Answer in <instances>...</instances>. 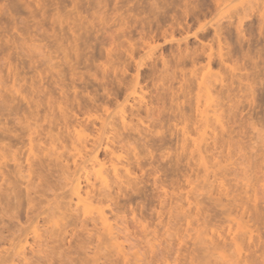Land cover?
Here are the masks:
<instances>
[{
	"label": "rangeland",
	"instance_id": "obj_1",
	"mask_svg": "<svg viewBox=\"0 0 264 264\" xmlns=\"http://www.w3.org/2000/svg\"><path fill=\"white\" fill-rule=\"evenodd\" d=\"M204 78L213 82L214 99L223 108L222 123L214 122L203 141L197 105ZM198 137L211 148L204 147L215 166L210 174L197 165ZM78 148L87 152L86 164ZM55 153L74 175L83 165L92 174L120 165L124 184L114 185L113 200L95 202L84 216L88 229L101 212L114 228L127 229L119 242L124 250L134 245L130 253L137 251L142 264H200L206 254L198 232L224 246L242 220L253 237L243 245L242 261L264 264V0H0V194L11 191L24 228L19 240L28 239V250L38 234L65 223L69 202H78L66 186L68 170L50 160ZM251 158L260 182L253 170L248 174L255 181L244 175ZM81 170L78 175L85 176ZM219 175L225 188L215 182ZM28 199L39 213L36 225L25 217ZM241 203L248 207L245 214ZM81 232L75 228L80 237H69L73 242L64 249L73 259H87L82 264H104L108 251L95 248L96 242L87 243V256H78L86 255L79 248ZM228 253L238 258L234 250Z\"/></svg>",
	"mask_w": 264,
	"mask_h": 264
},
{
	"label": "bare ground",
	"instance_id": "obj_2",
	"mask_svg": "<svg viewBox=\"0 0 264 264\" xmlns=\"http://www.w3.org/2000/svg\"><path fill=\"white\" fill-rule=\"evenodd\" d=\"M200 87H201V93H203V95L200 94L199 98H198V100H199L198 102L199 103L197 105V112H198V117H200V123H198L197 125L200 124V128L198 130L200 131V129H201V131H202L201 135L203 136L202 137V140H203V138L206 136L207 132L208 131L210 132V130H213V129H211V127H213V123L214 122L218 121V122H220V124L222 123L221 119H220L222 117L221 114H220V111L223 108V101L219 100L216 103V100L214 99L215 95L213 96V82L211 80H207V79L204 78V80L200 84ZM132 92H133V90H132ZM136 92L137 91L135 90V93ZM204 97H205L204 102L206 103V105H205V109H201L200 103H201V99L204 98ZM68 115L70 116L71 114H67V116L66 115L64 116L65 120H67V121H69L68 120V118H69ZM122 116H123L122 120L125 123L126 122V116L124 114ZM224 128L225 127H223V132H225V130H226ZM68 129L69 128L67 127V131H68ZM29 130H30V143L33 145V143L35 142V140H34L35 138L33 137L35 133L32 132V129H29ZM184 130L185 131H184L183 136H188V131H186L187 129H184ZM199 131H198V133H199ZM214 136H215V133L212 134V137H214ZM186 138L187 137H185L184 139H186ZM217 138H218V136H217ZM217 138H213V139L215 140ZM198 139H199V137H198ZM191 140H193V139H191ZM200 140L201 139H199L198 143H196V147H197L196 148L197 149L196 152H198L197 155L199 157H197V158H198V160L200 159L199 160L200 161L199 164L200 163L201 164L200 165L197 164L198 160L196 159V152H194L195 149L193 150V153H195L194 154L195 157H193V158L197 160L196 164L199 166V168H201V169L204 168V170H206L208 172L210 170L209 168L211 166H213L212 168H213V170H215L214 169L215 166L213 165L214 163L212 165L209 164L210 162L208 161L207 156H205V154L208 153V152H205L204 147L207 145V150H208V148H209L208 141H207V144H204V142H203L204 140L202 142H200ZM206 140H207V137H206ZM186 141L188 142V140H185V142ZM193 141L197 142V139H195ZM217 141H215V142H217ZM192 144H195V143L192 142ZM221 144H223V143H221ZM231 145H232V143H231ZM228 147H230V145ZM105 148L107 149V151L110 152V155L114 156L116 158V160H118V162H120V160L122 159V156L117 155L116 151H110V149L108 148V145ZM113 149H116V148H114V146H113ZM210 149L211 148H209V151H210ZM222 149H223V147H222ZM1 150H3V149H1ZM76 150L77 151L79 150L78 152L80 153L79 155L83 159V164H86L87 163V155H86L87 152H84V151H82L83 149H79V148L76 149ZM232 151H234L233 148H232ZM83 152H84V154H83ZM211 152L213 153V151H211ZM217 153H219V151ZM1 155H2L3 159H6V155H5L4 152H2ZM53 155L55 157L53 159L50 157L51 158L50 160L53 163L57 164L58 166H60V164H61V166L63 165L64 168L68 170L67 172H65L66 186L70 187V189H69V193L70 194L69 195H71L72 197L77 198L78 202H76L74 204L72 202H69L66 205L64 213H62V219H64L65 223L63 225L59 226L58 229H56V228L53 229L54 228L53 227V228H51L50 231L49 230L48 231L44 230L43 234L42 233L38 234V236L36 237V240L34 241V244L31 245L30 250H28L29 249V248H27L28 239L19 240V238L22 236V232H23L24 228L21 226V221H22L21 214L20 215L18 214L17 216L15 215V211L14 210H16V208H14V206L17 205V204H13V207L11 206L12 203H16L13 198H12L13 200H11L10 193H8V192H11V191L10 190H8V191L6 190V192H3V194H0V206H1V208H2V206L4 207L3 210H2L3 212L0 213V247H4L5 246L4 249L0 250V264H72L73 263L72 261H74V260H75V262H74L75 264H77V262L81 263V261L83 259L80 258V260H79V258H77V260H78L77 261L75 258L74 259L71 258L72 257L71 253L67 251L69 246L65 247L67 242H69V241L73 242L74 240H77L76 236H79V234L78 235H77V233L75 234V228H78V227L82 228L83 232H81L80 234L83 233L84 235L82 234L83 235L82 237L83 238L85 237V238L80 243L81 247H79L80 246V244H79V246H77V248L74 249V250H76L78 252H81L80 251L81 249H79V248H82V250H84V253H86V255L83 254V253H80V254H78V256H81V255L82 256H87V248H88L87 247V243L89 242L88 246L89 245L93 246V243L96 242L95 243V248H97V249H103L104 248V249H106L108 251V257L106 258V261H105L104 264H142L141 263L142 260H140L139 253L137 251L133 252V253H130V251H132V249H134V247H133L134 245L132 246L133 248L129 247L130 249L128 248V250H124V248H126L124 246L125 242L123 244L124 248H122L123 246L119 242L121 237H122L121 234L124 233L125 231H127V229H124V228L122 229V227H121V229L114 228L109 222L110 221L109 220V216L106 215V213H104V212H101L98 220H93V221H95V224L93 223L94 226L91 229H88L89 225L87 226V217L84 216L86 214V212H87V208H89L95 202L99 201L100 203L101 202L104 203V202H109V201H107V199L113 200V195H114V197L116 195L115 193L113 194V192L111 191V190L114 191V185H117L119 188H121V185L124 184V181H122L123 177L121 175L120 165L118 166V164H114L113 163V165L110 168H108V169L106 168L105 169V167H103L99 171H95L94 174H92L90 172L87 173V168L83 169L85 167L83 165V168H81V169L85 171L83 173V174H85V176L84 175L83 176L82 175H78L81 169L78 172L76 170V173H78V174L74 175V173L71 174L69 172L70 167H69L68 164H66L64 161L60 162V159H61L60 155H57V153H55ZM96 155L97 154H95V163H98V156H96ZM49 156H51V155H49ZM215 157H217V156H215ZM210 160H212V158ZM251 160H252V158L249 160L250 162L246 160L247 163L249 162V167H248V170H245L246 168L243 170V171H245L244 175H245V173L247 175L248 173H250L251 170H253L251 172H255L256 174H254V175L256 176V175L260 174V172L257 169V167L255 166L256 164L254 162L251 163ZM63 163H65V164H63ZM16 167H17L16 168V171H17L16 174L21 175L22 171H23V166L21 164H17ZM79 168L80 167H78L77 169H79ZM94 169H95V167H93V170ZM122 169H124V167H122ZM218 169H220V168H218ZM218 169H216L217 171H215V172L213 170H211V171L214 172V175L217 174V173L219 174L220 170H218ZM28 172L32 173V167L28 169ZM126 172L128 174L131 173L128 168H126ZM80 174H82V172ZM209 174H210V171H209ZM211 174L213 175V173H211ZM92 176L97 181L100 182V186H99L100 189L98 188V190H97L96 188H94V185H93V182H94L93 180L94 179L92 180ZM130 176L132 177V175H130ZM219 176H222V178L215 180V182H217L218 188L219 187L220 188H225V182L223 180V175H219ZM249 176H250V178H248L249 180H251V178H253V177H254V179H252V180L253 181L256 180L255 176L252 177L251 175L248 174V177ZM41 177L44 178V176H41ZM205 177H207V175ZM214 177H217V175H215ZM258 177L260 178V176L259 175L257 176V181L260 182L261 178L259 179ZM217 178H220V177H217ZM210 179H211V176H210ZM210 179L209 178L205 179L204 182L208 183V185H206L204 187L207 188V189H205V190H207L206 194H208V195H210L212 197L213 192L211 191V189H213V185L210 182ZM246 179H247V177H246ZM209 182L211 183V185H210ZM247 182L251 183L250 181H247ZM95 184L97 185V183H95ZM257 184H258V182H257ZM89 186L91 187V190H90ZM117 186H116L115 190H117ZM87 187L89 189L88 191H87ZM31 190H32V188H28V191H27L28 195H30ZM208 191H209V193H208ZM227 192H229L228 189H226V193ZM252 195L253 194H251V195L249 194V196L254 198L255 195L254 196H252ZM9 197H10V200H9ZM17 197L18 196H16V198ZM18 198L16 199V201L18 200ZM248 198L249 197H247V199ZM111 200H110V202H111ZM12 201H14V202H12ZM19 201H20V199L17 202L20 203ZM253 201L255 202L254 199H253ZM32 202H33V200L28 199V207H27L28 210L26 209L27 211H26V216L25 217L28 220L33 219V222H35V224H33V225H36L37 224L36 221L39 219V213H36L35 211L32 210V207H31ZM162 203L164 204V201H162L161 204ZM218 203L220 204V206L223 207V210H225L224 208L227 209V208L231 207V206H229V207L228 206H223V203L220 200L218 201ZM241 204H239L238 207H240L243 210V213L245 214L248 211V209H247L248 207H245L244 203H241ZM110 205H109V207H111ZM196 207H197L198 212L201 211V207L199 206V204ZM180 209L183 210V207H181ZM227 210L229 211V209H227ZM111 213L115 216V214H114L115 212L113 213V209L111 210ZM160 213L161 212H159L158 214L161 217L163 214L160 215ZM116 215H117V213H116ZM179 215H178V217H179ZM159 216L156 217V218H159ZM7 217H8V219H5ZM182 217H183L184 220H186L187 224H191L192 223L190 221V218H192V217H190L189 214L186 211H184V215ZM161 218H159V219H161ZM14 221H16V222H14ZM98 221H100L102 223L103 230H105V231L102 232L99 229V227L97 226ZM162 222H163V220H162ZM162 222H160V224ZM37 226H35L36 229H37ZM38 227L40 228V226H38ZM70 228H72V229H70ZM87 229L89 230L88 233H87ZM91 230H93V231H91ZM130 230L131 229H129V231ZM45 231H47V232H45ZM94 231H95V233H94ZM133 233H135V232H133ZM87 234H89V236H87ZM124 234H123V237L126 238V236ZM251 234H252V231H251L250 226L246 222H244L242 220V221L239 222V229L237 231V234L234 237L231 236V237H229V239L227 238L228 240H230V238H231L229 243L226 240L227 242H225L224 246H221L212 237L210 239H206L205 231H203V230L199 231L198 232V239L200 240V243L203 246V248L202 249L200 248V250H203V253L206 254L204 256V258H202V259L198 258L201 261L200 264H217L216 261L214 262V260H215L214 257H217L219 260L223 261L224 264H242V263L243 264H248L247 261H242L241 252H242L243 245H244L245 241L253 239ZM69 237H71V239H73V241L70 240ZM73 237H76V238L74 239ZM81 238H80V241L82 240ZM87 238H89V239L93 238L91 240H94V238H95V240H94V242L93 241L91 242L92 244H90L91 240L87 241ZM128 239L130 240L129 237H128ZM144 239H145V237H144ZM71 245L72 244H70V246ZM64 247L67 248V250H65ZM227 248L229 250H227ZM71 250H73V248ZM231 250L235 251V253L237 254L236 256L238 258H234L235 256H232L233 253L231 255H229L228 252L231 251ZM168 251H169V248L167 247V248H164V250L161 252V254H163L162 259L164 261L167 260V256L166 255H168ZM200 255H203L202 252H201ZM74 256H75V254H74ZM196 258L197 257H195V259ZM198 259H196V261ZM85 260H87V259H84V261ZM84 261H82V263H86L87 262V261L86 262H84ZM158 261H161V259L158 260ZM198 261H197V263H198Z\"/></svg>",
	"mask_w": 264,
	"mask_h": 264
}]
</instances>
